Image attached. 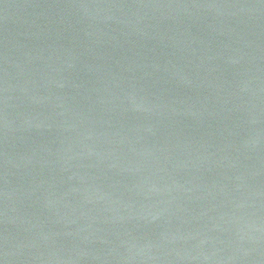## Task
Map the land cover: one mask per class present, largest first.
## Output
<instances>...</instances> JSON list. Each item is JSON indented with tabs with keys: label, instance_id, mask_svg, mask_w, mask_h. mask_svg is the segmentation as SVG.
Instances as JSON below:
<instances>
[{
	"label": "water",
	"instance_id": "1",
	"mask_svg": "<svg viewBox=\"0 0 264 264\" xmlns=\"http://www.w3.org/2000/svg\"><path fill=\"white\" fill-rule=\"evenodd\" d=\"M0 264H264V0H0Z\"/></svg>",
	"mask_w": 264,
	"mask_h": 264
}]
</instances>
